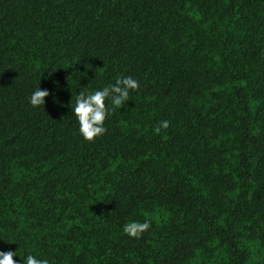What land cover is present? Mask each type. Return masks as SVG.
<instances>
[{"label": "trees", "instance_id": "16d2710c", "mask_svg": "<svg viewBox=\"0 0 264 264\" xmlns=\"http://www.w3.org/2000/svg\"><path fill=\"white\" fill-rule=\"evenodd\" d=\"M127 76L85 141L76 96ZM0 251L264 264V0H0Z\"/></svg>", "mask_w": 264, "mask_h": 264}, {"label": "clouds", "instance_id": "9594fccd", "mask_svg": "<svg viewBox=\"0 0 264 264\" xmlns=\"http://www.w3.org/2000/svg\"><path fill=\"white\" fill-rule=\"evenodd\" d=\"M139 88V82L130 76L118 78L115 84H110L94 92L81 91L76 96V103L73 109L74 115L79 123V132L83 139L93 142L97 137L106 132L104 122L110 111L122 108L124 103L129 100L130 90ZM50 95L48 90L37 88L30 97V104L33 107L45 105V98ZM110 100L111 107L106 104ZM170 121L162 120L153 129L155 134H159L162 129H167ZM151 223L148 219L144 222L126 223L122 231L131 238H140L143 233L148 231ZM16 252L0 251V264H16L14 257ZM24 264H49L46 259H38L33 255H28Z\"/></svg>", "mask_w": 264, "mask_h": 264}]
</instances>
